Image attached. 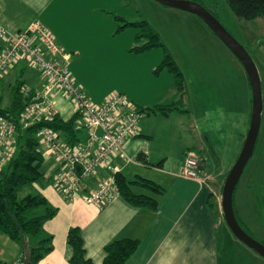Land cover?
Instances as JSON below:
<instances>
[{
  "label": "crops",
  "instance_id": "0c3cea01",
  "mask_svg": "<svg viewBox=\"0 0 264 264\" xmlns=\"http://www.w3.org/2000/svg\"><path fill=\"white\" fill-rule=\"evenodd\" d=\"M69 1L72 0H0V24L9 31L18 33L28 29L36 21L41 22L69 55L70 68L73 65L76 68L87 56L106 61L109 45L114 38L118 39L117 17L113 16V10L108 8L110 0H104V11L91 9L82 13H62L61 9ZM88 1L93 8L95 0ZM260 19L263 18L256 20ZM66 23L68 25H64ZM121 49L124 51V48ZM146 53L150 54L149 51L141 54ZM155 62L152 61V65ZM156 68L152 67L153 75ZM27 69L42 76L41 87H31L35 92L43 91L47 83L44 75L28 67L26 63H18L0 81V102L4 108L13 105L14 86L20 81L18 75L23 76ZM154 78L156 79L152 84L156 87V93L151 98L153 100L135 98L129 91L122 89L118 92L127 95L139 108L163 105L164 102L160 99L167 92L172 102L178 99L179 92L172 78L174 88L169 87V90L159 82L158 76ZM75 79L81 85L77 76ZM22 81L27 82L25 79ZM82 87L95 103H103L118 93L112 91L102 96L87 85L88 90ZM7 96L11 98L10 102ZM5 98L7 103L4 102ZM52 100L59 116L65 121L75 115V106L62 93L54 95ZM183 116L185 120L182 119ZM189 116L176 113L170 117L150 115L144 118L140 124V135L126 145V153L133 162H117L121 169L120 174L128 182L143 178L159 186L160 190L157 191L141 186L134 188L137 194L156 199L157 209L145 205L134 206L123 197L117 198L104 209L87 204L82 199L67 201L52 187L58 166L54 158H47L44 166L46 177L42 183L35 184L34 189L47 199L52 208L57 209V214L44 225V235L52 238V251L40 264H71L72 252L67 242L69 232L73 228L81 230L87 257L95 264H103L106 247L121 239L139 241L137 251L125 264H221L219 230L224 226L221 197L227 178H224L223 171L217 175L213 174L217 161L206 146L210 136L201 130L195 119L191 121ZM161 118L177 120L174 126L169 128L170 133L178 131L184 139L181 144V161L178 164L161 150L164 140L158 125ZM206 152L209 153L210 159ZM189 153L199 157L201 181L183 177L185 160ZM206 164L210 166V170L206 168ZM1 169L0 167V172ZM99 176L110 177L116 174L111 170H100ZM97 184L98 178L88 182L90 189L96 188ZM224 227L228 232L229 229ZM36 244L34 241L31 243L28 238L22 240V243L15 242L0 234V264H12L27 254L28 247Z\"/></svg>",
  "mask_w": 264,
  "mask_h": 264
},
{
  "label": "rangeland",
  "instance_id": "374dc122",
  "mask_svg": "<svg viewBox=\"0 0 264 264\" xmlns=\"http://www.w3.org/2000/svg\"><path fill=\"white\" fill-rule=\"evenodd\" d=\"M194 1L214 13L222 25L247 49L259 73L263 98L261 129L254 155L239 182L235 207L240 220L253 238L264 243V19L245 21L238 18L227 0ZM103 3L104 0H95L91 8L88 0H72L61 11H104ZM109 4L108 8L113 10L112 15L117 17L118 39L114 38L109 45L108 59L102 62L87 56L76 68L74 65L71 67L72 73L82 86L87 90L86 85L93 88L96 94L103 96L122 89L129 91L135 98L153 100L151 98L156 93V87L152 83L156 76L152 74V67H158L162 63L164 50L158 48L149 51L150 54L134 53L131 48L137 44L135 39L139 30L135 26L120 30L127 24L146 21L160 36L184 74V108L190 115V120L195 119L201 130L210 136L206 146L217 161L213 174L223 171L224 178H227L241 154L252 119V87L244 66L195 14L163 6L154 0H110ZM76 29L80 30L79 27ZM152 61L156 62L152 65ZM158 77L167 90L169 87L174 88L171 78L176 85L174 76L167 69ZM18 79H25L29 87H41L42 76L34 70L27 69L23 76L18 75ZM91 96L95 98L94 95ZM6 100L5 98V103ZM10 100L11 98L9 102ZM160 100H163V105L172 102L168 92ZM182 119L186 118L183 116ZM175 122V118H161L158 125L164 139L161 150L178 164L181 161V144L184 139L174 129L170 133L169 127L174 126ZM208 152L206 154L210 159ZM205 166L208 170L211 169L208 164ZM25 192L34 193L31 187ZM224 226L229 229L225 218ZM224 226L219 230L221 264H264L263 257L239 241L230 229L226 232Z\"/></svg>",
  "mask_w": 264,
  "mask_h": 264
},
{
  "label": "built area",
  "instance_id": "2783aa9c",
  "mask_svg": "<svg viewBox=\"0 0 264 264\" xmlns=\"http://www.w3.org/2000/svg\"><path fill=\"white\" fill-rule=\"evenodd\" d=\"M18 63H26L47 79L43 91L35 92L26 86L21 92L30 101L18 120L12 122L0 115V167L10 163L18 149V130H26L42 123L53 122L59 112L52 97L62 93L75 106L79 119L75 130L81 140L71 144L52 128L38 133L44 157L54 158L58 168L53 176V187L67 201L83 202L104 209L121 196L116 176L100 177V170L120 173L117 162L132 163L126 145L140 135L145 114L127 95L116 93L103 103H95L76 81L70 58L60 47L53 33L41 22L13 33L0 25V80ZM75 113V114H76ZM183 177L201 181L199 157L189 153ZM98 178L96 188L88 182ZM12 264H26L22 258Z\"/></svg>",
  "mask_w": 264,
  "mask_h": 264
},
{
  "label": "trees",
  "instance_id": "16d2710c",
  "mask_svg": "<svg viewBox=\"0 0 264 264\" xmlns=\"http://www.w3.org/2000/svg\"><path fill=\"white\" fill-rule=\"evenodd\" d=\"M227 1L235 15L242 20L252 21L258 18L264 19V0ZM128 26H135L139 30L135 39L137 44L131 49L132 52L141 54L158 48L164 50L163 61L156 68L154 74L158 76L167 69L174 76L179 92L178 99L169 104L139 109L146 117L150 115L170 117L176 113L187 114L188 112L184 108V74L165 48L160 36L155 33L146 21L127 24L125 27H121L120 30L123 31ZM26 86V82L22 80L16 83L14 86V103L12 106L4 108L2 102H0V115L12 122L18 123L19 118L30 101L21 92V89ZM78 119L79 115L77 113L67 121L58 116L51 123L42 122L26 130L19 129L17 153L11 162L5 164L1 169L0 234H4L19 243H22V240L25 238H28L31 243L32 241L37 243L36 245L28 247L27 254L22 257L26 264H40L45 256L51 253L52 238L44 235V225L57 214V209L52 208L47 199L34 189L35 184L42 183L46 177L44 171L46 158L41 153L42 146L38 139V133L44 128H52L56 132H59L68 143L74 144L82 138L81 133L75 130V123ZM116 180L120 188V197H123L129 204L134 206L145 205L152 209L158 208V201L156 199L146 195H139L134 191L135 186H141L154 191L160 190L156 183L143 178H138L134 182H128L120 173L116 175ZM30 187L34 193L25 192ZM235 213L241 227L252 236L246 225L240 220L236 207ZM67 243L72 252L71 264H95L87 257L80 229L73 228L70 230ZM138 247L139 241L136 240H116L106 247V258L103 264H125L137 251Z\"/></svg>",
  "mask_w": 264,
  "mask_h": 264
},
{
  "label": "water",
  "instance_id": "95a60500",
  "mask_svg": "<svg viewBox=\"0 0 264 264\" xmlns=\"http://www.w3.org/2000/svg\"><path fill=\"white\" fill-rule=\"evenodd\" d=\"M154 1L163 6L192 13L200 17L239 59L249 77L253 95L250 130L242 148L241 154L225 181L222 193V210L225 221L233 235L247 247L256 252L259 256L264 258V244L254 239L241 227L237 220L234 207L235 191L247 165L254 155L261 129L263 98L261 80L257 67L247 49L239 43V41L222 25L219 19L211 11H209L200 3L193 0Z\"/></svg>",
  "mask_w": 264,
  "mask_h": 264
},
{
  "label": "bare ground",
  "instance_id": "6f19581e",
  "mask_svg": "<svg viewBox=\"0 0 264 264\" xmlns=\"http://www.w3.org/2000/svg\"><path fill=\"white\" fill-rule=\"evenodd\" d=\"M52 185V184H51ZM53 187V186H52Z\"/></svg>",
  "mask_w": 264,
  "mask_h": 264
}]
</instances>
